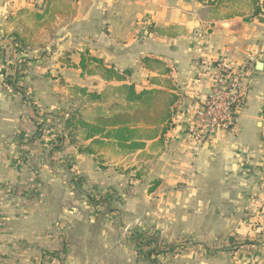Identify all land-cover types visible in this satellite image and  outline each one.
Returning a JSON list of instances; mask_svg holds the SVG:
<instances>
[{"label": "crops", "instance_id": "1", "mask_svg": "<svg viewBox=\"0 0 264 264\" xmlns=\"http://www.w3.org/2000/svg\"><path fill=\"white\" fill-rule=\"evenodd\" d=\"M36 2L45 8H60L52 22L51 39L53 55L58 57L53 64L54 80H61L64 87L76 85L101 92L120 84L97 74L83 75L73 66L81 52L88 50L107 66L120 72L129 70L125 82L133 83L136 91L155 88L177 96L162 143L158 138L147 140L145 147L136 151L161 152L152 168L154 175L170 184L179 176L186 182L179 193L170 191L171 197L193 201L211 196L215 208L222 200L231 214L240 209L247 215L257 211L263 233L254 237L258 232L255 224L246 228L250 240L237 252L234 258L238 259L195 260L200 264H264V0H0V54L8 52L11 37L3 35L15 28L17 12ZM254 8L259 11L252 15ZM225 50L234 68L247 66L235 131L218 132L196 143L190 135L193 112L208 92L213 62ZM71 150L67 162L83 173V187L93 198L124 201L118 192L124 178L118 172L97 168L93 154ZM89 206L86 200L85 208L91 211ZM123 210L130 212L128 207ZM19 233L13 240L21 247L34 237L35 245L49 243L39 229H21ZM259 236L261 241L255 242ZM72 238L81 247L87 243L80 241L82 235L75 231ZM66 259L68 264L125 263L119 259ZM129 260L133 261L126 262Z\"/></svg>", "mask_w": 264, "mask_h": 264}, {"label": "rangeland", "instance_id": "2", "mask_svg": "<svg viewBox=\"0 0 264 264\" xmlns=\"http://www.w3.org/2000/svg\"><path fill=\"white\" fill-rule=\"evenodd\" d=\"M59 9L36 2L17 12L15 30L3 35L11 37V43L6 45L8 52L0 54V264H68L69 256L119 259L124 264L238 259L234 258L237 252L250 240L246 228L255 224L258 232L252 235L263 233L257 211L247 215L240 209L231 214L222 200L215 208L211 196L193 201L173 198L186 182L179 176L170 184L154 175L152 168L161 152L121 154L109 147L93 154L97 168H111L124 178L118 191L124 201L112 203L105 197L93 198L83 187V173L67 162L76 145H68L64 138L60 148L53 149L58 144L56 135L64 132V117L76 112L85 120L98 119L107 114L103 111L99 116L100 107L107 109L114 97L112 94L101 104L88 102L64 87L61 80H54L53 64L58 57L52 52L51 27ZM164 101L160 97L159 109L129 110L130 120L145 126L158 119ZM113 110L117 113L119 109ZM153 180L159 185L149 194ZM86 200L91 211L85 208ZM125 207L130 214L124 212ZM21 229H39L49 243L35 245L34 237L21 247L13 240ZM72 231L82 235L80 241H87L86 245L75 242ZM148 251L154 262L148 260Z\"/></svg>", "mask_w": 264, "mask_h": 264}, {"label": "trees", "instance_id": "3", "mask_svg": "<svg viewBox=\"0 0 264 264\" xmlns=\"http://www.w3.org/2000/svg\"><path fill=\"white\" fill-rule=\"evenodd\" d=\"M258 11V8H254L252 15L257 14ZM144 61L147 63L148 58H145ZM154 61L158 62V60ZM73 66L80 68L83 75L97 74L103 80H114L120 82V84L109 85L101 92L88 91L85 87L76 85L67 86L78 97L92 103L101 104L106 102L112 94H114V97L107 109L102 110L100 107L99 116H103V111L107 113L103 117L89 121L76 115V112L64 117L62 124L64 132L56 135L57 139L55 140L58 144L53 145V149L60 148L64 138H68V145H76L79 152L88 154H96L99 150L109 147L121 154L133 153L143 149L146 141L154 138H158L157 141L162 143L163 135L169 129L171 116L175 112V109H170L178 99L174 93L155 88L136 91L133 83L125 82L129 75V70L120 72L113 66H107L101 58L90 54L88 50L81 52L79 62L73 64ZM160 97L165 98V101L161 116L158 119L145 124V126L140 125L139 120H130L129 110L159 109L157 105ZM113 108L115 110L119 109L118 112L116 113ZM39 133H42V131H39ZM78 138L85 144L79 143L80 140ZM152 183L153 186L149 188V191H152L157 186L158 180H153ZM150 253L151 251H148L147 258L150 262H154L153 259H150Z\"/></svg>", "mask_w": 264, "mask_h": 264}, {"label": "built area", "instance_id": "4", "mask_svg": "<svg viewBox=\"0 0 264 264\" xmlns=\"http://www.w3.org/2000/svg\"><path fill=\"white\" fill-rule=\"evenodd\" d=\"M227 57L225 50L213 62L214 71L208 92L193 112L190 135L196 143H203L218 132L235 131L247 66L242 64L234 68Z\"/></svg>", "mask_w": 264, "mask_h": 264}]
</instances>
